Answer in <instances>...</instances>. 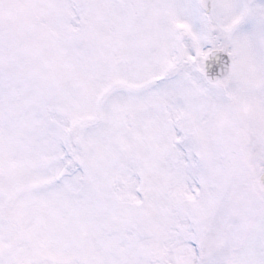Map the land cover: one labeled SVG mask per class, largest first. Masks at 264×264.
<instances>
[{
  "label": "snow or ice",
  "instance_id": "6c2138e0",
  "mask_svg": "<svg viewBox=\"0 0 264 264\" xmlns=\"http://www.w3.org/2000/svg\"><path fill=\"white\" fill-rule=\"evenodd\" d=\"M0 264H264V0H0Z\"/></svg>",
  "mask_w": 264,
  "mask_h": 264
}]
</instances>
